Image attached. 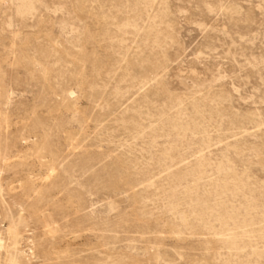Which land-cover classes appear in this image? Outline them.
I'll return each instance as SVG.
<instances>
[{
	"label": "rangeland",
	"instance_id": "obj_1",
	"mask_svg": "<svg viewBox=\"0 0 264 264\" xmlns=\"http://www.w3.org/2000/svg\"><path fill=\"white\" fill-rule=\"evenodd\" d=\"M0 264H264V0H0Z\"/></svg>",
	"mask_w": 264,
	"mask_h": 264
},
{
	"label": "bare ground",
	"instance_id": "obj_2",
	"mask_svg": "<svg viewBox=\"0 0 264 264\" xmlns=\"http://www.w3.org/2000/svg\"><path fill=\"white\" fill-rule=\"evenodd\" d=\"M0 248H2V244H1V238H0Z\"/></svg>",
	"mask_w": 264,
	"mask_h": 264
}]
</instances>
